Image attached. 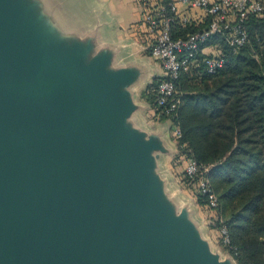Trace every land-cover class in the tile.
<instances>
[{"label": "water", "instance_id": "obj_1", "mask_svg": "<svg viewBox=\"0 0 264 264\" xmlns=\"http://www.w3.org/2000/svg\"><path fill=\"white\" fill-rule=\"evenodd\" d=\"M23 3L38 18L34 47L53 20L43 1ZM9 15L0 38L16 47L27 32ZM54 37L51 113L32 123L33 108L0 107V264H234L214 254L194 225L183 226L187 211L174 222L163 190L144 181L140 149L119 134L120 103L104 83L78 78L71 54H57L55 25ZM25 44L16 51L25 53ZM21 92L13 90L14 100L24 99Z\"/></svg>", "mask_w": 264, "mask_h": 264}, {"label": "trees", "instance_id": "obj_2", "mask_svg": "<svg viewBox=\"0 0 264 264\" xmlns=\"http://www.w3.org/2000/svg\"><path fill=\"white\" fill-rule=\"evenodd\" d=\"M246 25L250 40L238 51L222 37L209 42L228 57L218 72L206 71L205 54L182 70L176 84L183 103L167 117L180 126L181 155L210 167L215 228L227 231V243L221 235L225 250L236 264H264V14L250 16ZM193 29L176 25L175 36ZM154 89L145 93L153 106ZM197 201L207 204L200 194Z\"/></svg>", "mask_w": 264, "mask_h": 264}, {"label": "crops", "instance_id": "obj_3", "mask_svg": "<svg viewBox=\"0 0 264 264\" xmlns=\"http://www.w3.org/2000/svg\"><path fill=\"white\" fill-rule=\"evenodd\" d=\"M45 1L55 7L54 15H48L55 19L57 54H71L78 78L87 76L109 88L110 100L120 103L122 112L119 134L141 151L137 164L144 181L153 186L154 193L163 190L174 206V219L187 211L183 226L198 228L221 258L203 233V213L208 208L198 203L184 183L183 156L175 135L180 126L172 117L161 118L145 96L163 77V69L148 51L149 37L138 0ZM218 51L215 45L203 53Z\"/></svg>", "mask_w": 264, "mask_h": 264}, {"label": "built area", "instance_id": "obj_4", "mask_svg": "<svg viewBox=\"0 0 264 264\" xmlns=\"http://www.w3.org/2000/svg\"><path fill=\"white\" fill-rule=\"evenodd\" d=\"M144 12V25L149 37L148 51L161 63L163 77L156 85L155 111L171 116L180 109L183 99L177 80L183 69L197 62L203 50L215 37H222L238 51L250 40L247 21L252 15L264 14V0H138ZM176 25L193 27L184 36H175ZM216 53L205 54V69L214 74L222 69L228 57L218 46ZM176 137L182 135L177 127ZM184 183L195 197L202 195L206 207H218V198L209 178L210 167L201 166L192 156L182 157ZM224 242L229 241L227 231H220Z\"/></svg>", "mask_w": 264, "mask_h": 264}, {"label": "rangeland", "instance_id": "obj_5", "mask_svg": "<svg viewBox=\"0 0 264 264\" xmlns=\"http://www.w3.org/2000/svg\"><path fill=\"white\" fill-rule=\"evenodd\" d=\"M10 1L11 0H0V21H2L1 23H5L7 26H11L9 14L14 15L20 24V29L27 32V36L25 35L27 39L22 38L18 42V46L12 47L10 46L9 42H6L7 39L0 38V45L3 44L0 46V107H3V110H6L7 105H14V107L18 109L21 108L26 111H28L30 108H33L32 111H28L32 112L31 116H29V120L32 123H35L43 115V110H47L48 114H50L53 110L51 102L52 97L55 96L56 88L54 18H50L53 21L48 22V28L47 26H43L45 38L42 37L40 40V45L37 43L33 47L32 45L36 43L34 30L38 25V18L35 13L36 11L33 7L30 8V10H27L26 5L23 3L24 0H17L23 5L17 7H12ZM54 9V4L49 5L44 0V5L42 7L43 15H54ZM43 18L44 25H48L45 21V16ZM4 27L5 26H3L1 30H5ZM1 34L3 37H8L10 31L5 30L2 31ZM23 44L26 45L27 50L25 53H18L16 49L18 50L20 45L24 46ZM21 86L24 87L25 97L24 99L16 97V100H14L15 94L13 93V90L18 89V91L21 92ZM21 93H18V95L22 96L23 94ZM40 95L44 96L41 103L38 100ZM30 96L33 97L32 100H37V104L40 105V107L37 108L39 113L35 112L36 108H34L31 103H29L28 98ZM44 99H47L48 101L47 109L42 106L45 102ZM33 113L38 114L33 115ZM160 117L168 118L164 115H161ZM203 215L206 220V223L203 227V233L207 237L209 236L208 238L211 241L213 250L217 253H220L221 260L229 259V257H231L233 260V257L225 250L224 246L222 245L220 231H218V228H215L218 219L216 211L207 209V213L204 212Z\"/></svg>", "mask_w": 264, "mask_h": 264}]
</instances>
